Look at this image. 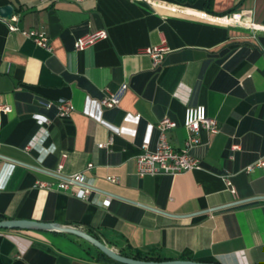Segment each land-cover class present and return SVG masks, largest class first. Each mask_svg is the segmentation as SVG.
Returning a JSON list of instances; mask_svg holds the SVG:
<instances>
[{"label": "crops", "instance_id": "crops-1", "mask_svg": "<svg viewBox=\"0 0 264 264\" xmlns=\"http://www.w3.org/2000/svg\"><path fill=\"white\" fill-rule=\"evenodd\" d=\"M7 3L17 19L0 15V102L11 105L0 110V214L75 225L128 255L264 261V167L244 169L264 155V0H0ZM237 9L249 10L248 22L227 20ZM8 21L45 30L52 49ZM98 28L106 38L74 49L77 36ZM163 39L168 50L154 66L141 48ZM122 82L119 104L102 109L116 133L82 108L86 96ZM41 99H69L73 109L58 118ZM196 103L219 125L197 134L191 152L200 167L137 176L142 139L150 136L152 148L157 137L151 124L174 119L167 140L182 148L184 109ZM77 171L93 187L88 199L73 195L74 186L35 185ZM0 264L125 263L69 232L0 228Z\"/></svg>", "mask_w": 264, "mask_h": 264}, {"label": "built area", "instance_id": "built-area-1", "mask_svg": "<svg viewBox=\"0 0 264 264\" xmlns=\"http://www.w3.org/2000/svg\"><path fill=\"white\" fill-rule=\"evenodd\" d=\"M80 1V0H77ZM249 13L247 9L233 10L227 20L236 23H246L245 17ZM10 19L16 20V16L12 15ZM9 30H20L22 34L32 38V40L39 46L51 50L52 45L49 41V36L43 29H21L12 21H8ZM256 27V24L250 23ZM107 37V30L105 28H98L85 34L79 35L74 40V49L83 50L93 44L96 40ZM168 50V46L163 39L158 44L147 45L141 48L143 53L150 56L152 64L154 66L159 65L164 58L165 53ZM128 87L127 82H122L119 86L112 89L105 87L102 95L99 98H93L86 96L85 105L82 111L97 119L100 122L107 124L113 132H120V127L106 121L102 117L103 107L117 106L124 95ZM39 102L47 107L55 108V115L58 118L67 119L73 109L71 100H60L54 102L53 100L41 99ZM1 111L11 110V105L8 103L0 102ZM39 117V116H38ZM40 122H49L50 119L46 116H40ZM183 126L187 129L188 134L185 139V145L182 148H175L169 144L166 136V130L176 126V121L169 116H163L156 124H151V128H156L157 137L154 146L150 147V136L144 137L141 142L142 150L136 156L135 159V173L137 176L142 177L147 174H167L174 175L179 172L191 170L200 167L199 159L193 155L191 148L197 143V134L201 129H205L209 132H217L219 129L218 120L207 113L206 106L203 103L187 104L184 109ZM98 146H105V143L99 142ZM92 162H87L85 168L92 167ZM63 166L62 160L57 164L56 172L60 173ZM255 167H264V155L260 156L244 169L249 172ZM225 182L229 187V190L235 193L236 189L229 179L228 175L224 176ZM112 181L117 180L116 177L111 178ZM35 185L39 188H46L48 190H68L71 186L74 189L71 193L79 198L88 199L93 187L88 184L86 174L83 171H77L66 176H62L55 181L49 180H37ZM109 199H105L103 204L108 205Z\"/></svg>", "mask_w": 264, "mask_h": 264}, {"label": "water", "instance_id": "water-1", "mask_svg": "<svg viewBox=\"0 0 264 264\" xmlns=\"http://www.w3.org/2000/svg\"><path fill=\"white\" fill-rule=\"evenodd\" d=\"M13 6L10 3L0 5V15L11 17ZM0 228H25L38 230H56L75 234L101 250L108 257L125 264H223L215 260H195L190 258H166L161 260L140 259L120 253L103 240L87 232L86 230L70 224H62L57 221H43L29 218H1ZM255 264H264V261Z\"/></svg>", "mask_w": 264, "mask_h": 264}, {"label": "trees", "instance_id": "trees-1", "mask_svg": "<svg viewBox=\"0 0 264 264\" xmlns=\"http://www.w3.org/2000/svg\"><path fill=\"white\" fill-rule=\"evenodd\" d=\"M208 1H210V0H207V4H208ZM1 218H6V216L3 215V214H0V219H1ZM30 248H32V247H30ZM97 250H98V253H99L100 255H102V257H104L105 259H107V260H109V261H113V262H119V261H116V260H114V259L108 257L106 254H104V253H103L101 250H99L98 248H97ZM132 252H133L132 255H128V254H125V253H123V254L128 255V256H133V257H135V258H140V259H155V260L166 259L165 256H162V255H160V254L150 253V252H143V251L138 250V249H135V250H133ZM182 258H183V257H182Z\"/></svg>", "mask_w": 264, "mask_h": 264}]
</instances>
